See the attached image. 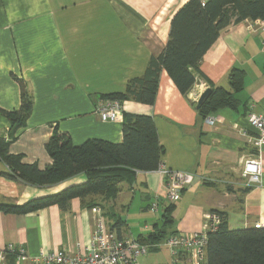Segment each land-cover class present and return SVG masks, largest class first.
I'll return each mask as SVG.
<instances>
[{"label": "crops", "instance_id": "crops-1", "mask_svg": "<svg viewBox=\"0 0 264 264\" xmlns=\"http://www.w3.org/2000/svg\"><path fill=\"white\" fill-rule=\"evenodd\" d=\"M187 1L0 0V136L11 128L4 112L20 108L22 91L32 97L31 112L15 130L8 152L43 169L51 163L45 145L54 128L67 133L74 145L88 139L121 143L122 118L102 121L97 108L108 99L106 94L124 92L128 80L141 76L149 58L162 52L171 19ZM250 22L245 19L220 32L199 65L205 78L196 75L187 96L162 70L152 105L121 103L122 111L153 117L163 147L162 166L193 174L171 205L165 177L157 170H138L132 183L121 182L108 202L125 222L121 237L201 231L207 226L205 214L212 210L224 214L229 229L264 221V145L257 153L262 185L247 186L242 173V161L255 154L249 141L255 131L247 113L264 111V28ZM233 67L244 71L243 86L234 94L237 107L207 114L214 118L208 124L196 101L208 87L229 88L227 74ZM3 166L0 162V172L6 170ZM85 180L79 174L39 188L0 174V205H20ZM96 213V207L83 205L78 197L65 209L50 204L14 213L0 207V251L9 244L22 247L29 259L21 264H31L40 251L75 253L77 245H89ZM130 215L143 219V230L141 224L128 222ZM104 219L110 230L113 218ZM132 228L138 229L136 234ZM163 247L168 250L165 258L160 257ZM150 252L158 253L153 262L143 255L138 264H188L187 255L174 257L164 239L151 243ZM10 255L5 262L11 264Z\"/></svg>", "mask_w": 264, "mask_h": 264}, {"label": "trees", "instance_id": "trees-1", "mask_svg": "<svg viewBox=\"0 0 264 264\" xmlns=\"http://www.w3.org/2000/svg\"><path fill=\"white\" fill-rule=\"evenodd\" d=\"M263 17L264 0H206L204 3L188 0L173 15L166 45L160 54L149 58L144 73L129 79L124 92L105 96L120 103L131 100L152 105L162 70L166 71L179 92L187 96L196 75L205 78L199 65L220 32L245 19ZM243 79L242 69L231 68L227 74L229 88H212L197 109L201 118L219 108L235 109L238 100L234 94L242 88ZM21 100L19 109L4 112L11 128L7 139L0 136V162L6 167L0 174L39 188L53 186L79 174H85L86 180L56 194L33 198L20 205L3 204L0 207L14 213L31 212L50 204L65 209L72 198L78 197L83 205L98 207L104 217L109 220L113 218L109 224L110 230L122 238L120 231L125 222L115 216L108 202L119 192L121 182L132 183L138 170L152 171L160 165L163 147L159 145L153 117L122 111L121 143L88 139L80 145H74L67 133L54 128L45 145L51 163L39 169L36 163H23L21 155L8 152L15 130L24 126L31 112L32 97L22 91ZM212 211L219 215L220 223L216 231L208 233L204 264H264V228L251 225L229 229L224 214ZM168 235L152 232L140 234L135 240L148 245L150 251L151 243L162 239L165 241ZM10 258L11 264H18L14 255H10Z\"/></svg>", "mask_w": 264, "mask_h": 264}, {"label": "built area", "instance_id": "built-area-1", "mask_svg": "<svg viewBox=\"0 0 264 264\" xmlns=\"http://www.w3.org/2000/svg\"><path fill=\"white\" fill-rule=\"evenodd\" d=\"M200 2L204 3L206 0H200ZM250 24L257 28H264V17L251 20ZM261 44L264 48V39L261 40ZM97 113L102 121L120 122L121 103L118 100L106 99L97 108ZM204 121L211 125L214 124V118L210 116H206ZM247 121L255 131V135L249 140L255 154L242 161V173L246 177L247 186H258L262 185L261 161L257 153L264 145V111L263 113L248 112ZM2 138L7 139V133L2 135ZM156 170L165 177V197L168 203L176 202L181 191L193 179V174L190 172L168 169L161 164ZM156 207L155 202L152 204V209L156 210ZM96 212L89 245L84 247L77 245L78 251L75 253L66 249L40 251L37 257L31 259V264H40V262L42 264H138L139 258L148 252L149 246L140 244L129 236L118 238L108 229L101 209L96 207ZM205 220L207 226L201 231L187 234L173 233L166 237L164 243L174 257L185 253L189 264L205 263L208 233L217 230L220 218L217 213L210 211L205 214ZM252 226L264 228V221H256ZM10 254L15 256L18 264L29 259L25 249L9 244L0 251V264H5L6 256Z\"/></svg>", "mask_w": 264, "mask_h": 264}, {"label": "rangeland", "instance_id": "rangeland-1", "mask_svg": "<svg viewBox=\"0 0 264 264\" xmlns=\"http://www.w3.org/2000/svg\"><path fill=\"white\" fill-rule=\"evenodd\" d=\"M4 167V166H3ZM5 169V168H4ZM3 169V170H4ZM135 207L133 206V209H134ZM139 218V219H138ZM134 219L136 220V221H134ZM130 224H132V223H134L135 222V224H137L138 226H139V224H141V230H143L142 228H143V226H142V223H143V219H140V217H138L137 215H136V218L134 217L133 218V216L132 215H130L129 216V221H128ZM140 222V223H139ZM137 231H138V229L137 228H132V232H134V234H136L137 233ZM166 245V244H165ZM168 250L165 248V247H163L162 248V250H161V256L160 257H163L164 256V258H165V256H168V252H167ZM158 254V253H157ZM155 252H150L149 250H148V252L147 253H145L144 255H146V257H148L149 258V260L150 261H152L153 262V260H154V257H155V255H157ZM143 256V255H142ZM140 260V259H139ZM189 264V263H188Z\"/></svg>", "mask_w": 264, "mask_h": 264}, {"label": "water", "instance_id": "water-1", "mask_svg": "<svg viewBox=\"0 0 264 264\" xmlns=\"http://www.w3.org/2000/svg\"><path fill=\"white\" fill-rule=\"evenodd\" d=\"M212 89L210 87L206 88L198 97L196 101V109H199L203 101L209 96L211 93Z\"/></svg>", "mask_w": 264, "mask_h": 264}]
</instances>
